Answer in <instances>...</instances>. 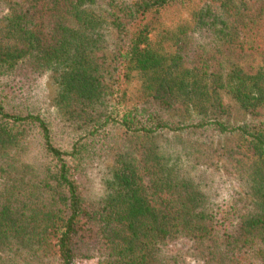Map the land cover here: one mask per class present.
<instances>
[{
	"label": "trees",
	"instance_id": "1",
	"mask_svg": "<svg viewBox=\"0 0 264 264\" xmlns=\"http://www.w3.org/2000/svg\"><path fill=\"white\" fill-rule=\"evenodd\" d=\"M22 1L0 78L48 75L73 133L62 147L0 85V264H264V0ZM214 165L240 189L220 201Z\"/></svg>",
	"mask_w": 264,
	"mask_h": 264
},
{
	"label": "rangeland",
	"instance_id": "2",
	"mask_svg": "<svg viewBox=\"0 0 264 264\" xmlns=\"http://www.w3.org/2000/svg\"><path fill=\"white\" fill-rule=\"evenodd\" d=\"M22 1V0H21ZM23 2V1H22ZM8 0H0V16H4L8 11ZM7 81H12L11 86H5L3 91L4 97L8 98L9 108H13L16 111H25V110H34L45 115H48L53 120V128H54V137L62 145V147L66 148L72 141V133L71 128L66 127L67 124L63 121V117L61 113L57 110V108L53 104L54 96L56 94L57 86L52 82L51 78L44 74L35 80V83H29L27 80H13L11 77H1L0 85L5 84ZM15 81V82H13ZM139 84V80L135 77L132 81V85L130 88V96H135L137 92L135 91V87ZM20 86L23 87V91L19 92L18 88ZM2 87V86H1ZM30 90L29 93L26 91ZM224 102L230 105V114L233 121H240L242 119V115L238 107L234 106V103L227 97L224 98ZM264 118V113L262 114ZM33 155V154H32ZM36 156V155H35ZM113 160L109 157L106 161L100 164L92 173H91V187L90 193L93 199H101L105 196V187L103 178L105 177V172L108 166L112 164ZM210 173H213V180L215 187L218 188V197H216L217 201L223 199L224 196L227 195L229 189L240 190L238 183L234 179L233 175H229L223 171L221 166H211L208 168ZM189 243H186L183 240H174L167 244L165 250L171 254H180L182 257L188 262L193 263V258L190 253ZM98 258L92 257L90 259H79L76 260L74 264H97Z\"/></svg>",
	"mask_w": 264,
	"mask_h": 264
}]
</instances>
